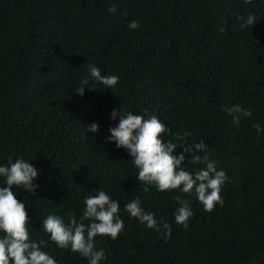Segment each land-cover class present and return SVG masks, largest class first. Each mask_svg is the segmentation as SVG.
<instances>
[{
  "label": "trees",
  "instance_id": "1",
  "mask_svg": "<svg viewBox=\"0 0 264 264\" xmlns=\"http://www.w3.org/2000/svg\"><path fill=\"white\" fill-rule=\"evenodd\" d=\"M248 12L257 22L240 29L237 16ZM132 19L135 30L126 27ZM91 63L119 76L112 91L74 92ZM232 104L252 113L238 127L222 110ZM113 108L156 115L170 130L165 139L203 140L229 177L223 204L209 212L194 193L144 192L129 154L106 139ZM256 123L264 127V0H0V163L19 156L39 170L34 194L14 193L34 240H47V214L79 219L84 196L103 187L124 224L115 240L95 237L106 254L100 264H264V132ZM184 132L191 135L181 139ZM176 195L194 213L187 229L174 221ZM136 196L170 236L124 211ZM49 245L58 264H87Z\"/></svg>",
  "mask_w": 264,
  "mask_h": 264
},
{
  "label": "clouds",
  "instance_id": "2",
  "mask_svg": "<svg viewBox=\"0 0 264 264\" xmlns=\"http://www.w3.org/2000/svg\"><path fill=\"white\" fill-rule=\"evenodd\" d=\"M248 3L249 0H244ZM107 11H116L114 5ZM239 28L253 26L256 16L248 12L244 16H237ZM126 27L135 30L140 27L137 19L127 21ZM119 76L104 75L96 64L87 66V74L83 76L74 92L84 95L85 88L97 89L93 85L99 84L103 88L112 89L117 85ZM222 110L230 115L231 123L239 126L240 116L250 117L251 111L239 104L222 106ZM110 119L115 120L114 126H109L110 135L106 137L114 142L115 147H123L129 154L132 165L137 169L136 179L140 182L144 192L150 187L156 191L178 190L180 193L195 194L202 204L204 211H212L215 206L223 204L222 187L229 177L224 169H217L216 161L209 158L208 145L201 140L194 146L177 143L174 139H165L162 134H170V130L156 115L145 118L144 115L131 110H111ZM98 124L92 122L87 131L96 132ZM256 134L264 132L260 123L253 125ZM191 135L184 132L181 139ZM181 146L182 150L174 154V150ZM187 154V155H186ZM188 159L190 164H201L198 170L189 171L183 165ZM39 170L29 163V159L17 156L7 158L6 163H0V264H58V261L45 249L49 241L57 248L67 249L87 259V264H100L106 259L105 250L95 246V237L108 236L115 240L123 230V220L120 217V202L113 199L109 193L100 187L92 195L83 198V209L79 219L69 214L67 222L57 214L49 213L41 221L42 230L47 234V240H34L30 236L29 221L25 201L18 200L14 194L16 190L24 189L34 194L39 186L35 182ZM177 206L173 211L175 223L187 229L193 217L190 202L179 195L173 197ZM124 211L134 217L145 228L160 231L170 236L171 228L166 221H158L155 214L146 211L139 196L134 197L123 205ZM87 221V223H85Z\"/></svg>",
  "mask_w": 264,
  "mask_h": 264
}]
</instances>
